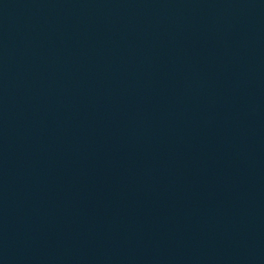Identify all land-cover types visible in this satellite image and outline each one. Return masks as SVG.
Listing matches in <instances>:
<instances>
[{"label": "water", "instance_id": "1", "mask_svg": "<svg viewBox=\"0 0 264 264\" xmlns=\"http://www.w3.org/2000/svg\"><path fill=\"white\" fill-rule=\"evenodd\" d=\"M0 264H264V0H0Z\"/></svg>", "mask_w": 264, "mask_h": 264}]
</instances>
